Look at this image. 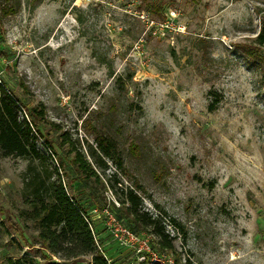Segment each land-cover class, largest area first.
<instances>
[{
    "label": "rangeland",
    "instance_id": "374dc122",
    "mask_svg": "<svg viewBox=\"0 0 264 264\" xmlns=\"http://www.w3.org/2000/svg\"><path fill=\"white\" fill-rule=\"evenodd\" d=\"M20 1L0 15V84L20 118L45 107L35 143L68 191L91 210L136 189L176 264H264V0ZM74 150L105 187L78 181ZM31 165L0 150V264L65 262L23 216ZM95 227L115 264H142Z\"/></svg>",
    "mask_w": 264,
    "mask_h": 264
},
{
    "label": "trees",
    "instance_id": "16d2710c",
    "mask_svg": "<svg viewBox=\"0 0 264 264\" xmlns=\"http://www.w3.org/2000/svg\"><path fill=\"white\" fill-rule=\"evenodd\" d=\"M0 7V15L9 16L17 13L21 6L20 0H3ZM257 43L264 44V20L261 23L260 31L256 36ZM30 111L33 120L29 115L20 118L22 111L21 100L12 91L6 89V85L0 84V150L4 156L15 155L20 157L38 160L40 167L33 165L28 167L31 176L27 180L31 188V196L27 201L31 208L23 211V216L32 220L39 233L42 246L51 255L65 260L63 263L53 262L52 264H79L82 258L90 255L91 259L86 264H115L114 260L109 262L103 252L99 249V242L96 223L91 220V210L68 191L60 171L57 167L50 169L47 166L49 157L40 151L35 143L36 119L45 116V107L35 112ZM100 152L109 158H113L116 151V144L113 139L98 137ZM73 163L78 181L86 183L92 192H96V186L105 187V182L99 172L93 167L83 151L74 150ZM118 168L122 169L121 161H118ZM114 180L120 183L117 174L114 173L109 181ZM138 188L139 185H136ZM123 196L118 201L119 206L114 203L117 216L127 220L133 227L128 225L135 232L139 229L150 228L151 234L160 237L157 243L159 251H171L174 243L168 238L164 225L159 216L154 217L141 209L142 198L134 188L123 189ZM104 205L97 206L103 208ZM127 224V223H126ZM10 264H40L37 261L29 263L11 261Z\"/></svg>",
    "mask_w": 264,
    "mask_h": 264
},
{
    "label": "built area",
    "instance_id": "2783aa9c",
    "mask_svg": "<svg viewBox=\"0 0 264 264\" xmlns=\"http://www.w3.org/2000/svg\"><path fill=\"white\" fill-rule=\"evenodd\" d=\"M114 203L119 206L116 199H109L103 208L94 207L91 210V220L93 223L101 221L105 228L109 230L112 238L121 246L132 249L139 263L142 264H176L173 253L169 251H159L154 236L148 232H135L130 229L122 219L117 216ZM98 245L99 242L97 241ZM109 262L113 261L106 251L99 245Z\"/></svg>",
    "mask_w": 264,
    "mask_h": 264
}]
</instances>
